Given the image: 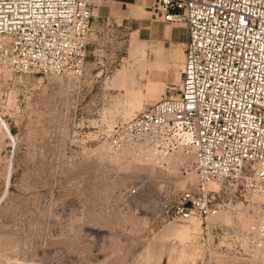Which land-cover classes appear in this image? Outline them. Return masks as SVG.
Returning <instances> with one entry per match:
<instances>
[{"label": "rangeland", "instance_id": "1", "mask_svg": "<svg viewBox=\"0 0 264 264\" xmlns=\"http://www.w3.org/2000/svg\"><path fill=\"white\" fill-rule=\"evenodd\" d=\"M185 40L153 0H93L81 76L0 72V264H200L199 224L172 214L195 182L181 170L189 159L143 166L108 145L116 126L176 97ZM209 187L224 224L213 264H243L224 250L253 206Z\"/></svg>", "mask_w": 264, "mask_h": 264}, {"label": "built area", "instance_id": "2", "mask_svg": "<svg viewBox=\"0 0 264 264\" xmlns=\"http://www.w3.org/2000/svg\"><path fill=\"white\" fill-rule=\"evenodd\" d=\"M92 1L0 0V72L81 76ZM153 11L186 34L177 95L116 126L109 148L149 167L189 159L181 170L195 182L172 214L199 224L200 264L215 263L211 237L224 226L220 190L210 184L249 197L251 220L224 251L264 264V0H153Z\"/></svg>", "mask_w": 264, "mask_h": 264}, {"label": "bare ground", "instance_id": "3", "mask_svg": "<svg viewBox=\"0 0 264 264\" xmlns=\"http://www.w3.org/2000/svg\"><path fill=\"white\" fill-rule=\"evenodd\" d=\"M182 61H183V53H182ZM159 101L160 100H162V98H160V99H158ZM158 102V101H157ZM181 157H183V156H181ZM184 158H186L187 159V161H188V158L187 157H184ZM210 186L211 187H215L216 186V184L215 183H212V184H210ZM199 227V226H198ZM179 234L181 235V237H182V239H186L187 238V233L185 232V233H183V232H179Z\"/></svg>", "mask_w": 264, "mask_h": 264}, {"label": "crops", "instance_id": "4", "mask_svg": "<svg viewBox=\"0 0 264 264\" xmlns=\"http://www.w3.org/2000/svg\"><path fill=\"white\" fill-rule=\"evenodd\" d=\"M168 35V34H167ZM169 37H171V35L169 34Z\"/></svg>", "mask_w": 264, "mask_h": 264}]
</instances>
